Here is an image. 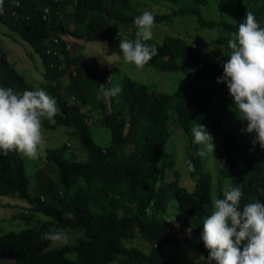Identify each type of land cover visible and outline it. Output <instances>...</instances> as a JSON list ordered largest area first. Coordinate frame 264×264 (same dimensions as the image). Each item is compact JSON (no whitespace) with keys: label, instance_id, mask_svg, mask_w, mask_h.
Masks as SVG:
<instances>
[{"label":"trees","instance_id":"16d2710c","mask_svg":"<svg viewBox=\"0 0 264 264\" xmlns=\"http://www.w3.org/2000/svg\"><path fill=\"white\" fill-rule=\"evenodd\" d=\"M162 1L171 3L172 8L166 13L149 11L155 25L171 26L177 17L192 16L199 28L218 29L219 35L212 43L222 47L223 56L219 61L201 58L183 38L164 35L160 41L145 42L158 50L146 66L181 73L200 83L215 82L210 88L212 98L204 94L185 99L183 88L172 93L152 91L124 76L119 96L104 101L100 85L109 89L114 87L112 81L97 66L87 63L81 53L68 61L74 74L46 67L51 60L44 55L46 45L50 37L59 34L87 42L103 41L123 57L120 42L137 38L134 19L147 11L136 9L130 0H17L19 8L13 0H4L0 26L12 33L13 40L18 38L38 55L43 68L36 80L37 89H44L60 109L55 123L42 120V129L64 127L67 137L78 138L86 159L66 157L65 152L72 154L69 143L45 150V160L57 170V181L38 171V184L29 193L22 153L13 150L0 155V197L16 198L27 205L25 213L17 214L23 221H32L34 214L49 219L2 234L0 263L192 264L163 260V249L168 245L185 247L207 258L208 250L200 239L202 224L214 209L213 198L222 199L226 186H241V209L252 202L264 204V149L247 142L249 134L233 130V124L246 128V122L237 119L226 84L216 82L231 53L228 41L234 39L246 14L252 12L264 27V0H235L233 22L206 19L201 13V9L216 13L210 6L216 2L220 10L223 0ZM46 6L52 11L49 21L41 17ZM66 21L73 24L72 30ZM119 26L129 28V34H118ZM0 88H11L16 93L36 89L17 72L1 47ZM196 123L204 125L214 138L212 158L221 157L223 161L216 179L211 167L204 168L203 158L197 155L200 148L193 143L192 133ZM92 127L108 130L110 140L106 146L92 139ZM172 129L183 135L184 166L193 181L191 192L180 187L176 179L165 182L167 165L162 155ZM186 160L192 161L195 171L188 170ZM213 180L215 190L211 195ZM169 192L178 210L172 216L165 214ZM56 228L72 233L75 239L51 248L52 241L41 236ZM183 229L192 232L179 236L177 231L184 234ZM132 240H138L146 251L130 246Z\"/></svg>","mask_w":264,"mask_h":264},{"label":"clouds","instance_id":"9594fccd","mask_svg":"<svg viewBox=\"0 0 264 264\" xmlns=\"http://www.w3.org/2000/svg\"><path fill=\"white\" fill-rule=\"evenodd\" d=\"M56 1L58 0H54ZM3 4L4 0H0V14H3ZM13 5L19 8L17 0H13ZM15 12L18 13V10ZM51 13L48 6L44 7L41 12L42 19L49 21ZM59 16L63 14L59 13ZM69 24L72 26L69 30H72L73 24ZM134 24L138 29L137 38L122 40L119 48L127 63L142 69L158 54L154 44L145 43L154 39L155 17L153 13L144 11L135 17ZM10 34L12 33L7 32L4 36L13 40ZM54 40L58 43H54ZM68 40L71 42L70 49L65 48ZM83 42L87 41L66 34L50 37L44 55L51 60L46 63V67L56 71L67 69L74 74L73 66L68 61L80 53L87 63L97 66L95 60L88 61L82 53ZM228 47L231 49L230 56L222 66L223 75L218 77L216 82L226 84L237 110V119L246 122L247 126L242 131L254 134L252 146L258 144L264 149V27L252 12H248L245 21L239 24L238 33L234 39L228 41ZM97 62L99 71L106 70L102 60ZM42 68L41 63V71ZM112 69L117 70L116 65ZM105 74L107 75V72ZM109 75H112V72ZM107 80L113 81V78L110 76ZM121 81L109 89L100 85V93L107 98L119 96L122 91L119 85ZM59 112L56 100L42 88L25 90L22 93H16L11 88H0V155L6 156L15 150L31 159L38 158V149L45 143L42 120L47 119L50 123H55L54 117ZM192 133L193 143L201 145L198 156L203 158L208 152L213 153L214 138L204 125L196 123ZM186 165L189 171H195L191 160H186ZM242 196L241 186L228 185L223 198L214 201V209L204 219L200 235L208 250V256L199 257V264L200 261L204 264H212L213 261L215 264H264V204L252 202L245 204L241 209ZM41 238L54 242H66L68 239L64 230L59 228L50 229L43 233Z\"/></svg>","mask_w":264,"mask_h":264},{"label":"rangeland","instance_id":"374dc122","mask_svg":"<svg viewBox=\"0 0 264 264\" xmlns=\"http://www.w3.org/2000/svg\"><path fill=\"white\" fill-rule=\"evenodd\" d=\"M217 2L219 0H216ZM131 4L138 10H147L153 13H166L172 8V4L162 1V0H130ZM235 0H223V8L217 10L216 2L214 8L217 12H207L206 10L201 9V13L206 19H215L223 20L225 22L234 21V11L233 5ZM66 24L71 28V24L66 21ZM9 33V31L0 26V47L7 54L8 61L15 67L17 72L24 77L27 83L35 86L37 89L36 80L40 75V59L36 53L27 45L20 43L18 38L15 40H9L4 36V33ZM118 32L129 34L130 29L125 26H119ZM154 40L160 41L164 35H172L183 38L192 46H194L198 55L201 58L212 60H221L223 56V49L221 46L213 44L212 41L217 39L219 32L218 29L206 30L201 29L197 26L195 18L192 16L177 17L174 19V23L171 26L166 25H155L153 29ZM12 36V34H10ZM14 37V36H13ZM85 58L88 61L97 62L102 60L105 65L106 70H102L105 73L107 72L106 78L109 79L110 76L113 78L112 86L118 84L122 77H128L137 84L144 85L148 90L159 91L164 93H172L177 88H183L182 96L185 99H193L195 97H201L204 94H208L212 98V93H210V88L215 85V82L209 83H200L189 76L183 75L181 73H169L164 71L155 70L149 66H144L142 69L137 68L133 64L127 63L122 56L116 55L112 48L103 41L95 42H83V52ZM116 65L117 70L112 69ZM108 69V70H107ZM112 72V75H109ZM120 84V83H119ZM35 89V90H36ZM107 97H104V101ZM108 103V101H106ZM195 127V126H194ZM193 127V128H194ZM233 130L240 134L244 135L246 132H243L244 127L240 123H235L232 125ZM171 130V137L168 139L165 150L162 155V159L167 165V174L166 181L170 182L173 179H176L179 186L185 188L187 191L191 192L193 189V181L189 178L188 173L184 166V157H185V145L183 140V135L181 132H173ZM66 129L64 127H57L54 130L42 129V134L45 139V143L40 146L38 149L39 155L36 159H31L22 154L24 161V170L29 179L28 191L32 193L38 180L36 174L38 171H42L48 179L53 182L57 181V170L49 162L45 160V150H56L62 143H69L72 145L71 155L68 152H65V156L69 158H75L76 160H85L86 154L80 148L79 140L77 137H67ZM92 139L99 146H106L110 140V135L108 130L100 127L91 128ZM253 138L252 134L248 135L247 142H251ZM201 148V145H199ZM128 152H130L128 150ZM208 165L211 167L210 172L213 179L218 178L217 172L218 168L223 165L221 157L211 156V152H208L205 157H203V166L209 170ZM215 190V181H212V191L211 195ZM169 201L167 203L166 213L170 216L178 213L176 202L172 196V193L169 192ZM215 198H213L214 204ZM27 205L16 199L9 197H0V236L6 232L14 231L18 232L24 228L32 227L39 221L49 220L42 214H34L32 221H23L18 218L17 214L25 213ZM175 229H178V225L175 226ZM177 231L179 236L181 235H190L191 230ZM67 234V241L53 242L50 244L51 248L59 247L63 244H69L75 239V235L65 231ZM128 247L127 242L124 243ZM130 246L142 247L144 251L146 248L141 246V243L138 240H132L129 242ZM200 254L197 252L191 251L188 248H177L172 245L165 246L163 249L162 259L165 261H178V262H188L192 264H199ZM5 261H2L0 264H4ZM111 264H117L116 262ZM200 264H204L203 261H200Z\"/></svg>","mask_w":264,"mask_h":264},{"label":"built area","instance_id":"2783aa9c","mask_svg":"<svg viewBox=\"0 0 264 264\" xmlns=\"http://www.w3.org/2000/svg\"><path fill=\"white\" fill-rule=\"evenodd\" d=\"M54 43H58L57 40H54ZM70 47H71V42L68 40V42H66V44H65V48L70 49ZM59 56H61V55H59Z\"/></svg>","mask_w":264,"mask_h":264}]
</instances>
